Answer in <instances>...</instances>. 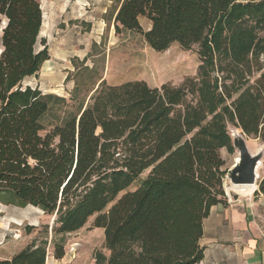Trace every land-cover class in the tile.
<instances>
[{
  "label": "trees",
  "instance_id": "trees-1",
  "mask_svg": "<svg viewBox=\"0 0 264 264\" xmlns=\"http://www.w3.org/2000/svg\"><path fill=\"white\" fill-rule=\"evenodd\" d=\"M43 14L38 0H0V202L54 216L56 235L96 216L108 251L96 264H199L203 222L228 204L229 125L264 141V0H122L116 29L158 52L198 45V76L160 87L103 80L77 111L25 84L50 59L38 49ZM47 250L36 238L0 264H46Z\"/></svg>",
  "mask_w": 264,
  "mask_h": 264
},
{
  "label": "rangeland",
  "instance_id": "rangeland-1",
  "mask_svg": "<svg viewBox=\"0 0 264 264\" xmlns=\"http://www.w3.org/2000/svg\"><path fill=\"white\" fill-rule=\"evenodd\" d=\"M38 1L44 13L38 49L46 44L50 59L38 76L27 79L25 84L39 86L44 93L66 98L70 111L86 105L93 90L103 80L113 85L145 81L152 87H160L165 83L178 86L186 79L198 76L201 64L198 45L184 49L175 43L168 50L158 52L150 47L142 33L117 30L114 17L122 0ZM0 18L1 53V29L7 20ZM140 23L144 32L151 29L148 19L140 18ZM235 128L229 125L231 136ZM245 137L252 153L263 151L257 189L251 196H242L228 189L231 184L225 176L226 199L230 205L245 200L255 203V206L263 202L258 206L262 213L264 193L260 192V184L264 181V141ZM220 155L225 162L223 170L228 171L235 164L238 152L235 149L231 153L223 148ZM148 174L146 171L129 190L137 189ZM95 218L91 217L78 232L56 235L53 232L54 216L33 206L19 207L0 202V260L12 257L38 238L48 239L47 254L55 251L56 244H62L65 254L71 255L72 264H96L95 253L101 251L108 255V251L104 248L105 231L94 225ZM260 223L264 228V217ZM29 228L33 229L29 231ZM46 228H49L48 235Z\"/></svg>",
  "mask_w": 264,
  "mask_h": 264
},
{
  "label": "crops",
  "instance_id": "crops-1",
  "mask_svg": "<svg viewBox=\"0 0 264 264\" xmlns=\"http://www.w3.org/2000/svg\"><path fill=\"white\" fill-rule=\"evenodd\" d=\"M262 203L255 206L245 200L236 205L213 206L203 222L200 245L204 248V258L199 264H264V228L260 223L264 210L261 213L258 207ZM72 262L68 252L62 259H56L52 251L46 264Z\"/></svg>",
  "mask_w": 264,
  "mask_h": 264
},
{
  "label": "water",
  "instance_id": "water-1",
  "mask_svg": "<svg viewBox=\"0 0 264 264\" xmlns=\"http://www.w3.org/2000/svg\"><path fill=\"white\" fill-rule=\"evenodd\" d=\"M6 26L7 24L1 29L2 33ZM245 136V133L238 128H235L232 133L233 146L238 152V159H236L233 167L227 171L226 178L232 186L255 185L257 187L258 167L263 151L259 150L255 154L252 153Z\"/></svg>",
  "mask_w": 264,
  "mask_h": 264
},
{
  "label": "bare ground",
  "instance_id": "bare-ground-1",
  "mask_svg": "<svg viewBox=\"0 0 264 264\" xmlns=\"http://www.w3.org/2000/svg\"><path fill=\"white\" fill-rule=\"evenodd\" d=\"M238 159V156L237 158ZM262 166V162H260V165L258 167V171L260 169V167ZM242 196H251L257 189V187L255 185L253 186H232L230 188H228Z\"/></svg>",
  "mask_w": 264,
  "mask_h": 264
}]
</instances>
